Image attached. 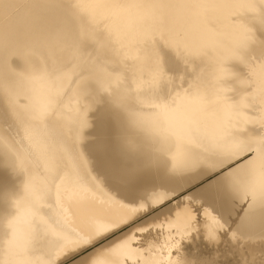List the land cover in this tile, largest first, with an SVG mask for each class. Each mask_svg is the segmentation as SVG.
I'll use <instances>...</instances> for the list:
<instances>
[{
    "label": "bare ground",
    "instance_id": "1",
    "mask_svg": "<svg viewBox=\"0 0 264 264\" xmlns=\"http://www.w3.org/2000/svg\"><path fill=\"white\" fill-rule=\"evenodd\" d=\"M0 170V264H264V0H0Z\"/></svg>",
    "mask_w": 264,
    "mask_h": 264
},
{
    "label": "snow or ice",
    "instance_id": "2",
    "mask_svg": "<svg viewBox=\"0 0 264 264\" xmlns=\"http://www.w3.org/2000/svg\"><path fill=\"white\" fill-rule=\"evenodd\" d=\"M94 135L95 139L88 147L100 170L116 184L128 183L135 179L136 163L114 137L111 113L106 109L98 110ZM0 179H2V174H0ZM216 195L217 192L212 187H208L203 192L205 201L212 200Z\"/></svg>",
    "mask_w": 264,
    "mask_h": 264
},
{
    "label": "rangeland",
    "instance_id": "3",
    "mask_svg": "<svg viewBox=\"0 0 264 264\" xmlns=\"http://www.w3.org/2000/svg\"><path fill=\"white\" fill-rule=\"evenodd\" d=\"M203 245L205 246V244H202V245H201L202 248L204 247ZM224 248H226V246H225ZM224 248L222 249V251H224ZM210 252H211V251H210ZM211 253H212V252H211Z\"/></svg>",
    "mask_w": 264,
    "mask_h": 264
}]
</instances>
